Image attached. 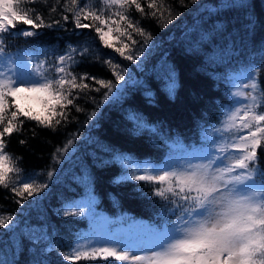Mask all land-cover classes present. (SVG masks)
<instances>
[{"label": "snow or ice", "instance_id": "obj_1", "mask_svg": "<svg viewBox=\"0 0 264 264\" xmlns=\"http://www.w3.org/2000/svg\"><path fill=\"white\" fill-rule=\"evenodd\" d=\"M27 2H37V0H27ZM70 2L72 8L66 11L72 12L76 29L94 28L98 41L103 47L112 49L125 60L136 62L137 68L144 70L141 57L145 53L133 51L138 43L133 39V32L144 37L142 48L151 51L159 45L149 44L152 40L151 34L147 33L138 21L130 18L128 9L134 6L135 10L145 17L161 21L163 13L157 8L156 0H149L148 13H145L140 0H95L93 7L101 2L107 6H119L122 11L115 13L118 19L102 18L103 9L85 11L89 8L88 0H81L83 6L78 0H70ZM180 2L183 4V0ZM20 3L21 0H0V126H2L0 186L10 189L16 197H19L16 202L23 204L24 201L34 197V194L43 192L46 196L49 184L37 185L34 181L25 182L31 179L28 176L23 180L20 179L22 170L18 166L19 158L10 156L6 152L5 137L14 132H21L25 120L35 121L38 126L55 131L57 126L69 122V111H66L68 106L75 107L78 112L83 111L74 104V100L81 94L86 96L87 91L100 92L103 88L106 90L103 93L104 101L110 98L116 100L124 95L126 85L142 84V82L134 80L130 74L126 78L125 70L114 64L111 57L103 60L102 63L113 71L117 82L115 84L111 80L98 79L88 73L73 74L70 69L78 66L88 55L87 46L78 49L76 46L68 45L66 53L55 57L54 63L47 60L40 61L34 52H24L19 58L8 53L3 39L17 29L18 23L31 26L21 28L16 33L26 38L36 35L35 29L61 26V20L46 24L35 9L21 8ZM243 6L242 0H232L231 3L225 0L223 7L218 11ZM52 11L54 12L55 8ZM169 16L167 22L170 23L175 17L171 16V12ZM61 19L67 22L69 17L63 15ZM82 19L91 20L92 24L82 23ZM97 22L100 26H95ZM121 22L126 26L122 27ZM111 25L116 27L113 28ZM105 26L107 31L104 30ZM113 32L119 35L113 37ZM122 36H126L131 44L120 40ZM212 38L213 33L205 31L196 39L189 41V49L186 50L195 51L198 46L207 44L209 52L214 55L215 46L212 45ZM114 41H119L121 46H117ZM78 54L80 59H77ZM225 54L231 56L234 55V51L231 49L227 53L222 51L221 59ZM161 56L162 60L157 68L163 69L164 73L159 77L164 82L162 90L172 98L178 86L176 72L173 66L167 63V53L163 52ZM208 58L211 57H206ZM18 59L20 63L17 62ZM96 59L100 60V57L96 56ZM34 60L37 61L35 65H33ZM234 79L252 81L250 85H245L250 91L237 90L230 93L234 103L241 106L233 108L230 105L224 108L222 126H213L216 138L210 141L211 151L201 153L197 150L184 149L183 155L178 159L170 158L163 167L149 162H133L130 154L121 155L118 149L113 150L111 146L101 148L102 152L113 153L108 159L92 152L88 153L92 165L97 168L118 162L124 169L144 173L121 175L116 177L113 183L118 184L126 180L156 182L152 195L172 205L168 212L175 216V221H165L158 226L136 221L125 214L118 219L122 223H128L130 229L134 231L128 239H114L113 237L122 229L115 227L107 216L97 212L93 176L86 161L80 167L79 175L73 177L83 189L82 196L67 202L64 211L52 210L57 216L81 217L92 224L87 234L79 233V236L87 240L85 247L88 250L81 252L75 249L73 254L74 245L70 243L69 254L63 256L65 261L80 260L83 256L85 259L114 258L115 261L124 264H264V169L256 164L257 149L264 147L262 144L264 113L257 110L258 107L264 106V95L258 92V83L251 67H246ZM85 81H92L100 87H93V84ZM145 95L154 97L151 91L146 92ZM240 97L243 98V103L236 99ZM9 98H12L11 105ZM22 100L34 101L35 106L26 107L21 103ZM13 106L15 110L10 111V117L6 119V113ZM241 111H243L242 116L239 115ZM92 115L95 116V113ZM127 118L133 123L132 135H139L147 130L164 138L163 134L158 132V125L146 123V118H142L139 114ZM237 120L240 121L239 124L236 123ZM20 143L24 144L25 141L21 140ZM71 143L72 141L69 140L68 144ZM175 147L176 145L173 144V148ZM10 159L15 161L17 166H10ZM68 160L69 157L65 156L62 161H56L60 164L58 172L64 170V164ZM9 173H15L17 179L10 180ZM47 175L49 182H52L54 173L48 172ZM45 196H36L29 207H36ZM98 224L104 225V228L98 230ZM0 228L6 229V234H10L11 245L10 247L5 245V248L0 250V264H15L16 257L22 250L21 238L29 240L33 248L44 244V247L40 248L42 253L53 250L46 243L50 242L49 226L43 222V218L39 224H31L13 216L6 218L0 216ZM136 253H145V255ZM33 264H45V262L35 260Z\"/></svg>", "mask_w": 264, "mask_h": 264}, {"label": "trees", "instance_id": "obj_2", "mask_svg": "<svg viewBox=\"0 0 264 264\" xmlns=\"http://www.w3.org/2000/svg\"><path fill=\"white\" fill-rule=\"evenodd\" d=\"M88 2L89 8L85 11L103 9L104 19H118L115 13L122 11L119 6H107L101 2L93 7L95 0ZM140 2L145 13H148L149 0ZM228 2L231 3L232 0ZM78 3H81V0H78ZM224 3L225 0H183V4L180 0H156L157 8L163 13L161 21L145 17L136 11L134 6L128 9L130 18L138 21L140 26L151 34V41L159 45L146 53L143 60L144 70L141 71L136 62L125 60L112 49L103 47L94 28L76 29L72 12L66 11L72 8L70 0H37L32 3L21 0V8L35 9L46 24L61 20V26L35 29L37 34L26 38L16 33L21 28L31 26L18 23L17 29L3 39L8 53L21 55L24 52H34L41 59L38 50L51 47L54 50L51 52L50 62L54 63L55 57L66 53L69 44H82L87 46L88 55L78 66L70 69L73 74L88 73L98 79L111 80L115 84L117 82L113 71L102 63L111 57L113 63L131 68V77L142 84L126 85L124 95L116 100L110 98L104 101L103 93L106 90L103 88L100 92L87 91L86 96L81 94L74 100V104L83 111L78 112L75 107L68 106L66 111H69V122L57 126L55 131L38 126L35 121L25 120L21 132H14L5 137L6 152L19 158V168L30 173L39 172L43 184H49L46 196L43 192L34 194V197L23 204L16 202L19 197L10 189L0 186V216H13L31 224H39L43 218V222L49 226L50 242L46 243L53 250L42 253L40 248L44 247V244L33 248L29 240L21 238L22 250L16 257L15 264H33L35 260L44 261L45 264L117 262L114 258L85 259L83 256L80 260L63 259L64 255L69 254V244H73L77 232L90 227V221L81 217L57 216L52 210L64 211L62 205L83 192L73 177L79 175L80 167L86 161L93 176L98 212L106 213L114 221H120L116 217L125 214L127 217L142 219L158 226L165 221H175V216L168 212L172 205L152 195L156 182L126 180L118 184L113 183L118 176L132 174L118 162L97 168L92 165L88 153L92 152L108 159L113 153L102 152L101 148L111 146L113 150L118 149L121 155L128 153L137 159L148 158L165 164L171 157H168L170 150L180 156L184 148L202 146L215 139L213 126H222L223 110L234 101L230 95L233 92L230 77L233 70L241 65L252 64L256 68L258 92L264 95V0H242L243 7L218 11ZM169 12L175 17L170 23L167 22L170 19ZM63 15H68L67 22L61 19ZM82 23L92 24V21L82 19ZM95 26L100 25L97 22ZM121 26L125 27L126 24L121 22ZM104 30L107 31L106 26ZM205 31L213 33L214 55L209 52L207 44L198 46L195 51L186 50L189 49L188 42ZM118 35L116 32L112 34L113 37ZM132 35L138 43L143 42L144 37L134 32ZM120 40L131 44L126 36L120 37ZM114 42L121 46L119 41ZM229 49L234 51V55L225 54L221 59V52L227 53ZM163 52L167 53V63L173 66L177 77L178 86L172 98L162 90L164 82L159 77L164 73L163 69L157 68ZM96 56H99L100 60H97ZM208 56L211 58L206 59ZM77 59H80L79 54ZM85 82L93 84V87H100L92 81ZM149 91L154 93V97L145 95ZM21 103L26 107L31 105L27 100H22ZM9 104H12V98H9ZM13 110L14 106L6 113V119ZM59 110L57 106V111ZM258 110L264 113V106L258 107ZM137 114L146 118V123L158 125V132L162 133L164 138L147 130L139 135H132L133 123L127 117ZM21 140L25 143L21 144ZM69 140L72 141L71 145L68 144ZM173 144L176 145L174 149ZM257 152L256 164L264 169V147H259ZM65 156H68L69 160L64 164V170L58 172L60 164L56 161H62ZM9 165L17 166L11 159ZM48 172L54 173L52 182H49ZM10 174L12 173H9V179L14 180ZM36 196H45V199L36 207L30 208L29 205ZM6 232V229L0 228V250H3L5 245L11 246L10 234Z\"/></svg>", "mask_w": 264, "mask_h": 264}, {"label": "rangeland", "instance_id": "obj_3", "mask_svg": "<svg viewBox=\"0 0 264 264\" xmlns=\"http://www.w3.org/2000/svg\"><path fill=\"white\" fill-rule=\"evenodd\" d=\"M149 44L151 45V44H153V42L152 41H149ZM69 45H73V46H76L78 49H80V48H82V47H84L82 44H76V43H72V44H69ZM53 48H42L41 50H38L39 52H40V57H41V59H39L40 61H44V60H47V61H49L50 62V56H52L51 55V52H53ZM133 51H137V52H140V51H142V52H144L145 53V55H146V53L149 51V49H144V48H142V42H140V43H137V45L133 48ZM13 55H15V56H19L20 55V53H12ZM145 55L144 56H142L141 57V60H144V58H145ZM19 58V57H18ZM17 62L18 63H20V61H19V59L17 60ZM33 63H37V61H33ZM51 63V62H50ZM117 63V62H116ZM115 64V63H114ZM121 68H123L124 70H125V75L126 76H128L130 73H131V68H129V67H126V66H123V65H120L119 63H117ZM34 65V64H33ZM46 67L47 66H49V65H45ZM246 67H251L252 68V70H253V76L256 78V76H255V74H256V68L252 65V64H250V65H248V66H246V65H241V66H239V67H237V68H235L234 70H233V73H232V77H230V85H231V87L233 88V92H235V91H237V90H239V91H243V92H248V91H250V88L249 87H246L245 85H250L251 84V82L252 81H249V80H240V81H237V80H235L234 78L239 74V73H241L242 71H244L245 70V68ZM255 94V93H254ZM236 99H239L240 101H241V103H243L244 101H243V98L242 97H240V98H236ZM28 101V104H31V105H33V106H35V102L34 101H31V100H27ZM231 106H233V108L234 107H240L241 105L240 104H235L234 103V101H233V103H232V105ZM258 110V109H257ZM259 111V110H258ZM260 112V111H259ZM262 113V112H261ZM239 115H243V111H241L240 113H239ZM237 124H239L240 123V121L239 120H237V122H236ZM174 149V148H173ZM184 149H187V148H184ZM184 149L182 150V152H181V155H183L184 154ZM187 150H189V151H192V150H197L198 152H201V153H204V152H207V151H211L212 150V148H211V143H210V141H208V142H206L204 145H202V146H191L189 149H187ZM125 154H128V153H125ZM169 156H171L170 158H172V159H178L179 158V156L177 155V154H175V153H173V150H170V152H169V154H168V157ZM177 156H178V158H177ZM130 157H131V159L133 160V162H140V163H143V162H149V163H152V164H155V165H158L159 167H163L164 166V164L163 163H157V162H154V161H152V160H150V159H148V158H142V159H137V158H135L134 156H132V155H130ZM169 158V159H170ZM169 159H168V161H169ZM167 161V162H168ZM22 170V169H21ZM131 174H144L143 172H141V171H133V170H131V169H127ZM127 171V172H128ZM33 173H35V175H33ZM152 174H155V173H152ZM12 177H13V179L14 180H16L17 179V176H16V174L15 173H12V174H10ZM25 176H28V177H31V179H28V180H26L25 182H35L37 185H39V184H43V182H42V176H40V173L39 172H32V173H30V172H27V171H24V170H22L21 171V174H20V179H24V177ZM259 180V179H258ZM83 193V192H82ZM82 193H80L79 195H77V196H75L74 198H72V199H69L67 202H70V201H72V200H74V199H79L81 196H82ZM67 202H65L63 205H62V208L65 210V208H66V204H67ZM69 211H71L72 209H68ZM98 212V211H97ZM98 213H100V214H102V215H104V216H107L110 220H112L113 221V224H114V226L115 227H118V228H120V229H122V231L121 232H119V233H117L113 238L114 239H128L129 238V236L131 235V232L132 231H134V229H130V225L128 224V223H122L121 221H114L113 219H111V217H109V215H107L106 213H104V212H98ZM119 217H116V219H118ZM134 220H136V221H143V222H146V221H144V220H142V219H134ZM147 223V222H146ZM97 227H98V230H100L99 228H101V229H103L104 228V225H100V224H98L97 225ZM92 228V224H91V222H90V227H88L87 229H84V230H80L79 232H77V238L75 239V241L73 242V245H74V248H73V254H74V251H75V249H79L81 252L82 251H85V250H88L86 247H85V245L87 244V240L84 238V237H81V236H79V233H85V234H87L88 233V231L90 230ZM79 240V243H77V241ZM69 252H70V248H69ZM136 254H139V255H145V253H136ZM131 260V253H130V255H129V261ZM115 264H124V262H119V261H117Z\"/></svg>", "mask_w": 264, "mask_h": 264}]
</instances>
